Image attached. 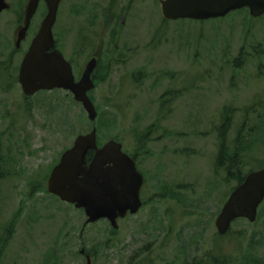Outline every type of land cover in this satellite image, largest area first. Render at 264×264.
Returning <instances> with one entry per match:
<instances>
[{
  "label": "rangeland",
  "instance_id": "1",
  "mask_svg": "<svg viewBox=\"0 0 264 264\" xmlns=\"http://www.w3.org/2000/svg\"><path fill=\"white\" fill-rule=\"evenodd\" d=\"M0 17V264H181L183 256L264 264V206L221 239L216 220L238 186L215 171L221 140L247 175L264 168V16L168 21L161 0H62L54 35L80 79L98 55V143L115 140L145 177L136 215L84 226L83 210L48 193V179L79 135L93 129L65 91L26 98L23 58L46 17L42 2L19 50L28 0ZM67 59V60H68ZM230 129L221 137L223 122ZM8 238L4 243V239ZM222 256V257H223ZM219 257V256H218ZM134 259V260H132Z\"/></svg>",
  "mask_w": 264,
  "mask_h": 264
},
{
  "label": "water",
  "instance_id": "2",
  "mask_svg": "<svg viewBox=\"0 0 264 264\" xmlns=\"http://www.w3.org/2000/svg\"><path fill=\"white\" fill-rule=\"evenodd\" d=\"M41 2L46 4L47 14L23 58L19 84L28 98L42 91L71 93L93 123L92 131L79 135L73 146L62 154L48 179V193L83 210L87 217L84 226L105 219L113 229H118L119 219H125L129 214L136 215L141 210L144 177L135 160L124 152L121 143L111 140L101 147L98 143V111L89 97V92L95 89L93 75L98 61L92 59L77 80L72 64L57 49L54 27L62 0H28L16 49L19 50L26 40ZM161 5L164 19L173 22L223 19L243 9H248L252 18L264 16V0H161ZM8 9L6 0H0V17ZM90 152L94 156L88 162ZM263 201L264 168L250 173L245 182L231 193L216 220L219 235H226L239 219L254 223ZM84 253L85 249L81 251ZM86 258V264H93L89 255Z\"/></svg>",
  "mask_w": 264,
  "mask_h": 264
},
{
  "label": "trees",
  "instance_id": "3",
  "mask_svg": "<svg viewBox=\"0 0 264 264\" xmlns=\"http://www.w3.org/2000/svg\"><path fill=\"white\" fill-rule=\"evenodd\" d=\"M75 72H78L77 67H75ZM230 129V118L226 119L223 122V125L221 127V137L223 134L227 133ZM246 147L247 143L245 142L237 141V145L233 150H231L230 146H228V143L226 140H221V145L219 147V154L217 156V160L215 163V171H225L226 177L228 181H235L237 184H241L243 180L245 179L246 175L242 172L243 169V158L240 153H238V150L241 149V146ZM94 156L93 152L89 153L88 156V162L92 160ZM4 165L0 164V183L7 177L8 174H5L3 171ZM8 238L4 239V243L7 242ZM219 256V255H218ZM218 256H208V259L197 261L193 260V262H189V259L186 256H183L182 263L181 264H202L211 262L214 264H221L220 258ZM49 264V263H47Z\"/></svg>",
  "mask_w": 264,
  "mask_h": 264
},
{
  "label": "flooded vegetation",
  "instance_id": "4",
  "mask_svg": "<svg viewBox=\"0 0 264 264\" xmlns=\"http://www.w3.org/2000/svg\"><path fill=\"white\" fill-rule=\"evenodd\" d=\"M56 39V38H55ZM57 49H59L61 52H62V50L58 47V44H57ZM65 57V56H64ZM98 55H93V57L91 58V60L92 59H94V58H96L97 59V61H98V63H99V59H98ZM68 59V58H67ZM90 60V61H91ZM68 61L72 64V66H73V69H75V67H76V61H73V60H71V59H68ZM99 65V64H98ZM76 73H78V72H76ZM96 71H95V73H94V75H93V80H94V82L96 81L95 79H96ZM91 93H89V95H90ZM132 157V156H131ZM133 158V157H132ZM134 160H135V162H136V159L135 158H133ZM136 165H137V167H138V164H137V162H136ZM263 169V168H262ZM253 172V171H252ZM251 173V172H250ZM247 175H249V173L247 174ZM247 175H246V177H247ZM246 177H245V179H246ZM145 178V177H144ZM245 179L243 180V182L241 183V184H243L244 182H245ZM241 184H239V185H241ZM141 200H142V198H141ZM143 202V201H142ZM263 206H264V201H263ZM262 204L260 205V207L262 206ZM260 207H259V209H260ZM259 209H258V214H257V219H258V215H259ZM256 219V220H257ZM240 220H247V219H239V220H237L236 221V223L238 222V221H240ZM248 222H250L249 220H247ZM256 222V221H255ZM254 222V223H255ZM251 223V222H250ZM232 227H233V225H232ZM232 227H231V229H232ZM231 229L228 231V233L226 234V235H224V236H221V235H219L220 237H221V239H223V238H226L227 236H228V234L230 233V231H231ZM219 254H221V255H219V258H220V262H221V264H225L226 262L225 261H222V259L225 257V256H223V254H224V251L222 250V248H220V251H219ZM82 255H85V257H87V255H89V254H87V252L85 251V253L84 254H82ZM90 256V255H89ZM223 256V257H222ZM87 259V258H86ZM132 260H134V259H132ZM208 263H210V264H214V263H211V262H207V263H202V264H208Z\"/></svg>",
  "mask_w": 264,
  "mask_h": 264
}]
</instances>
